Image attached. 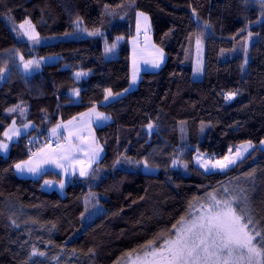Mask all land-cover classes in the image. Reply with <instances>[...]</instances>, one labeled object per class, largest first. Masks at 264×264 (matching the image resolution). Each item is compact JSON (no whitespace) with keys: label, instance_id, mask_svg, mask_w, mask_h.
<instances>
[{"label":"trees","instance_id":"1","mask_svg":"<svg viewBox=\"0 0 264 264\" xmlns=\"http://www.w3.org/2000/svg\"><path fill=\"white\" fill-rule=\"evenodd\" d=\"M138 13L149 17L166 62L159 71L142 74L119 119L97 129L106 139L102 160L88 176L68 179L65 196L42 189L45 180H63L56 172L37 179L17 176L15 165L40 150L38 140L49 146L53 128L104 108L107 90L112 95L129 90V42ZM77 20L98 34H77L78 39L33 52L11 30L28 21L38 36L76 35ZM250 33L258 40L247 69L241 58L222 62V50ZM194 36L206 45L200 80L184 65ZM34 54L58 60L27 76L20 56ZM79 72L87 76L78 80ZM230 93L237 99L227 103ZM182 122L186 144L180 143ZM14 123L32 129L8 155L0 154V264H128L149 244L172 240L182 221L209 205L212 196L231 201L238 214L245 207L264 230L263 151L253 150L225 172L206 173L194 163L197 154L222 159L229 150L264 140V2L0 0V142ZM93 192L103 212L83 228L85 197Z\"/></svg>","mask_w":264,"mask_h":264},{"label":"rangeland","instance_id":"2","mask_svg":"<svg viewBox=\"0 0 264 264\" xmlns=\"http://www.w3.org/2000/svg\"><path fill=\"white\" fill-rule=\"evenodd\" d=\"M148 22L150 21L149 18ZM141 18H138V23L141 25ZM80 23L77 24L76 23V35L74 34H66V35H59V36H51V37H42V36H38L37 33L35 32V30L33 29V27L28 24L25 23L23 28H20L18 25H13L11 26V30L14 34V36L18 39V40H26L30 43V46L33 48V52L36 48L41 47V46H45V45H50L53 44L55 42L58 41H62V40H72V39H78V35L77 34H81L82 36L85 37H89V36H93V35H89V33H93L91 31H88L84 28V26L82 25V22L79 21ZM150 23V22H149ZM212 27V29H214V26L211 24L210 25ZM28 33H32L35 34L37 39L33 40L29 38ZM38 40V42H37ZM258 40V37L256 35L253 34H249L246 38L237 41L234 45V47L232 49H227V50H222L221 52V61L225 62L226 60H230L233 58H241L243 61V69L246 70L248 67V64L251 60V49L252 46L256 43V41ZM130 55H131V61H132V79L131 82H133V78L135 75L136 70H138L137 76L139 75V68L140 66L143 64V57H142V53L140 51V42L138 41V39L133 38V36H131L130 38ZM134 44H136V47L134 48ZM148 43H145V47H146V53H148L149 55L152 54V50L150 48H147ZM205 49H206V45H205V40L202 36H194L191 39V42L187 48L186 51V59L184 62V65L187 68H190L193 70V76L196 80H200L202 79L203 76V68H204V61H205ZM20 60H21V65H22V69L23 72L27 75V76H31L33 74L39 73L43 70L44 66L48 65V64H52V63H56L58 60V56H47V57H41V56H37V55H32L30 57H25V56H20ZM37 61L39 62V67L37 68L35 66V64H31L28 65V67H25V64L29 61ZM245 61H247L245 63ZM199 69V71H198ZM80 73V72H79ZM77 74V73H76ZM75 74V77L80 80L81 78H85L87 76V74L81 73L82 75H80L79 77ZM228 95L224 98V100L227 103L233 102L237 99V96L234 95V97L232 99H228L227 98ZM121 101H116L115 104H117V108H116V114L121 115L120 110H121V106L122 104L120 103ZM114 103H110L108 105V108L111 109V107L113 105H115ZM108 108H106L108 111H110ZM112 110V109H111ZM107 111V112H108ZM113 111V110H112ZM97 113H102L105 117H107L108 119L106 120H100V124L104 125L106 121H109V119L111 118V116L108 113H103L100 111H95V112H91L90 114L84 115V117H82V120H85L87 124L91 125V120L94 118H97ZM120 113V114H119ZM21 120H25V111H23V114L20 116ZM81 120V121H82ZM15 124V123H14ZM75 126H66V127H61L59 128V131H65L66 134L71 135V133H67L68 131L70 132H74L78 129L81 130V134L80 135H74L78 137V142L74 141V139H68V147L66 148V150L64 152H62L61 155H53L50 158V164L54 165V166H59L61 168H63V172L65 175H67L72 168L77 167V172L80 173L81 168H87L89 165H85V162L87 161H93L97 159L98 156V150L94 149L93 152L92 150L87 148L86 142L91 143L92 141V132L89 129V125H85V124H74ZM31 126V124L27 123L24 125H12L11 127H9L6 131V133L8 135L4 134V140L7 141H11L13 140L14 136L17 134H14L16 132H18L19 134H25L28 130L29 127ZM206 124H204L202 126V132L201 135L204 136L205 131L207 130L206 128ZM180 143L181 144H186L188 142V131H187V126L185 122H182L180 124ZM53 135L52 137L55 138L56 140H59L58 138L54 137V133H49V136ZM72 136V137H74ZM100 137V142H106V139L103 135H99ZM36 140V139H33ZM45 142V139H41L38 140V144L40 147L41 152L37 154V157L35 159V164H37L38 162L41 164L43 163V161L46 159H44L45 157H47L48 155H45V150L43 149V144ZM62 144V141H60V145L58 147H51L52 149H58ZM72 144V145H71ZM50 146V145H49ZM242 146V145H241ZM241 146L231 150V155L235 156V153L237 151V149H240V156L235 157V163L229 165L227 168L225 169H221L219 167L212 169L211 168V164H208L207 167L210 169V171H205V167H201V165L204 163L205 159H210L212 162H215L216 160H220V159H213L211 157H208L207 155H203V154H197L194 158V163L197 167L201 168L204 172L206 173H216V172H225L231 168H233L234 166H236L240 161H242L245 157L248 156V154L250 152H252L255 149H258L259 151H263L264 152V140L259 143V144H255V143H245L243 144V146H245V148H241ZM230 154V152L228 153V155ZM44 158H43V157ZM95 156V158H93ZM34 159V158H32ZM32 159H29L28 161L32 162ZM81 164H83L84 166L81 167ZM42 166H44V164H42ZM146 172L152 173L155 172L152 169L146 168L145 169ZM76 177V176H74ZM79 177V176H78ZM48 182V183H46ZM68 185V181L67 180H45L42 183V189L44 191L47 192H52V191H57L58 193H60L61 196H65V192H66V187ZM98 198V195L93 193L88 194L85 197V205H86V212L83 216V228H85L88 224H90L91 222H93L102 212H103V208L102 205L100 204ZM217 200V199H216ZM219 201V200H217ZM220 203L217 205L218 209H225L226 210V206L227 204L219 201ZM212 203V201H211ZM210 203V204H211ZM209 204V205H210ZM207 206L204 207H198L194 212L193 215L191 217V219L204 215V213L207 210ZM233 208V207H232ZM190 219V220H191ZM181 227V226H180ZM179 227V228H180ZM178 228V229H179ZM175 237L172 240H175ZM254 243V241H253ZM152 260L151 256L145 257L144 255L142 256H138L135 258H132L128 264H149V261ZM211 264V262H210ZM221 264H224L223 261H221ZM227 264H247L246 260L244 259H240V260H236L235 259V254L233 259H230L227 261Z\"/></svg>","mask_w":264,"mask_h":264},{"label":"snow or ice","instance_id":"3","mask_svg":"<svg viewBox=\"0 0 264 264\" xmlns=\"http://www.w3.org/2000/svg\"><path fill=\"white\" fill-rule=\"evenodd\" d=\"M145 19L147 18L145 17ZM25 23L29 22L26 21ZM76 23L79 24V20ZM19 27L23 28L24 24ZM94 34L98 33H89V35ZM28 35L30 39H37L35 34L28 33ZM31 64H35L37 68L39 67V62L31 60L25 64V67L27 68ZM154 66L158 67L159 65L155 64ZM76 75L79 77L82 74L77 73ZM133 82H135V77ZM107 91L108 95L111 96V90ZM76 94H78V90ZM234 95V93H230L227 98L232 99ZM9 111H14V109ZM96 115L98 120L108 119L102 113ZM60 127L61 125H57L56 128L52 129V132L57 133V129ZM152 127L153 125H148L149 129ZM14 134L18 135L19 133ZM5 135L8 134L5 133ZM7 147V144L0 143V150L6 151ZM241 148H245V146L242 145ZM229 152V155L215 162L205 159L201 167H205V171H210L207 167L208 164H211L212 169L217 167L227 168L236 162L235 157L240 156V149H237L235 156L231 155V150ZM145 167H147L146 162ZM15 168L18 172L26 170L36 173L39 170V164L33 165L31 161H24L17 163ZM80 175H86L85 169L81 168ZM211 201L212 203L207 206L204 215L182 221L181 227L176 230L175 240L165 239L159 247H153L151 244L146 246L144 256L152 257L149 264H210V262L211 264H221V261L227 264L228 260L233 259L234 254L236 260L244 259L247 264H264V234H262L264 230L259 229L254 224L252 217L247 215L246 208L241 207L238 214L232 208L231 201L227 202L226 210L217 208L220 202L216 200L215 196L211 197ZM201 207H204V205H201ZM245 217L247 218L245 219ZM250 225H252L251 228ZM253 241H255V244ZM36 254L34 250L33 255ZM39 255L43 256L44 253L41 252Z\"/></svg>","mask_w":264,"mask_h":264},{"label":"crops","instance_id":"4","mask_svg":"<svg viewBox=\"0 0 264 264\" xmlns=\"http://www.w3.org/2000/svg\"><path fill=\"white\" fill-rule=\"evenodd\" d=\"M146 18H149L147 15L143 14L141 15V13H138L136 15V18H135V29H134V34H133V38H136L138 39V41L140 42V51H141V55L143 57V64L140 66V72H139V75L137 76V73H138V70L134 71L135 72V82H131V79H132V61L130 63V88L128 91L124 92V93H121V94H118V95H111L109 96L104 102L103 104H101L104 108H97V107H94V108H91L89 109L88 111L84 112L83 114L77 116L76 118L66 122V123H63L61 124V127H66V126H75L74 124H85V125H89L86 123L85 120H82V117H84V115H87V114H90L91 112H95V111H100V112H103V113H108L111 118L109 119V121H106L104 122L105 124L104 125H101L100 124V120H98L97 118H94L91 120V125H89V129L90 131L93 133L92 134V141L91 143L88 144V142H86V145H87V148L92 150L96 149L98 150V156H97V159L96 160H93V161H87L85 162V165H89L88 168H87V171H86V168L85 171H86V175L84 176H81L79 172H77V167L75 168H72L70 171H68L69 173L67 175L64 174L63 172V168L59 167V166H54L52 164H50V158L51 156L53 155H61L62 152H64L66 150V148L68 147V139L70 137V139H74V141H77L78 142V137L77 136H74V135H80L81 134V130L78 129L74 132H70L68 131L67 133H71V135H68L65 133V131H59L57 133L54 134V137L58 138V139H61L62 140V144L61 146L58 148V149H52L50 148L49 146H46L44 147L42 150H45V155H48L47 157H43L44 159H46V161L44 160L43 163H37L39 164V170L36 172V173H31V172H28V171H24V172H18L17 169L15 168V173L17 176L21 177V178H30V179H37L39 177H41L45 172H48V171H52V172H56L58 173L59 175H61L63 177V180H67L76 176L79 178H84L86 176L89 175V173L91 172V170L93 169V167L102 160V158L104 157V142H100V137L97 133V129L99 128H103L113 122H115L117 119H119L125 112H126V109H127V96H128V93L137 89V87L139 86V83L141 81V77H142V74L145 73V72H157L159 71L165 64L166 62V55L165 53L163 52L162 49H160L158 46H156V44L154 43V40H153V35H152V30H151V22L149 23L148 22V19H145ZM138 18L140 19L141 18V25L138 23ZM150 20V19H149ZM148 43V46L147 48H150L152 50V54H148L146 53V47H145V43ZM136 47V44H134V48ZM131 57V55H130ZM155 64H158L159 66L156 67L154 66ZM116 101H121L120 103L122 104L121 106V110H120V113L121 115H118L116 114V108H117V104ZM110 103H114L115 105H113L111 107V109L108 108V105ZM106 108H108L110 111H108ZM108 111V112H107ZM119 113V114H120ZM82 120V121H81ZM71 122V123H69ZM12 125H16V124H12ZM11 125V126H12ZM10 126V127H11ZM16 126H19V125H16ZM60 127V128H61ZM32 129V125L29 127V130L25 133L27 134L30 130ZM59 130V128L57 129V131ZM7 131V130H6ZM6 133V132H5ZM53 133V132H52ZM25 134H18L17 136L15 135L13 140L11 141H7V140H3L1 141L0 143H5L8 145L7 147V150L4 151V150H0V154L6 156L9 154L10 152V149H11V145L18 141L19 138ZM72 145V144H71ZM41 150H39L35 155H33L31 158L29 159H32V163L33 165H36L35 164V159L37 157V154L40 153ZM28 159V160H29ZM26 160V161H28ZM22 163V162H21ZM42 164H44V166H42ZM84 166L83 164H81V167Z\"/></svg>","mask_w":264,"mask_h":264},{"label":"built area","instance_id":"5","mask_svg":"<svg viewBox=\"0 0 264 264\" xmlns=\"http://www.w3.org/2000/svg\"><path fill=\"white\" fill-rule=\"evenodd\" d=\"M49 144L52 147H58L60 145V141L59 140H56L55 138H51L50 141H49Z\"/></svg>","mask_w":264,"mask_h":264}]
</instances>
